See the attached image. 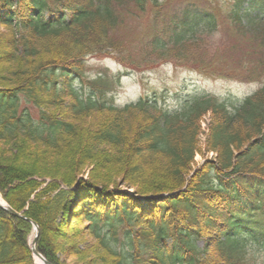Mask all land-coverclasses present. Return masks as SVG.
Segmentation results:
<instances>
[{
	"label": "trees",
	"instance_id": "obj_1",
	"mask_svg": "<svg viewBox=\"0 0 264 264\" xmlns=\"http://www.w3.org/2000/svg\"><path fill=\"white\" fill-rule=\"evenodd\" d=\"M148 1L0 0V194L26 217L0 207V264H34L31 221L50 264H260L244 241L264 239V88L233 107L201 98L169 114L147 101L118 109L115 78H85L88 56L128 64L121 10ZM76 220L71 252L57 242Z\"/></svg>",
	"mask_w": 264,
	"mask_h": 264
},
{
	"label": "rangeland",
	"instance_id": "obj_2",
	"mask_svg": "<svg viewBox=\"0 0 264 264\" xmlns=\"http://www.w3.org/2000/svg\"><path fill=\"white\" fill-rule=\"evenodd\" d=\"M162 2L165 3V9L157 20L142 14L131 19L127 11L121 10L123 25L117 35L124 42L126 53H129L133 60L141 65L140 68L125 71L111 60L90 58L85 67L88 80H93L105 69L114 74L121 71L124 76L115 93L118 103L135 102L143 95L156 96L162 105L168 106L171 110L185 98L195 94L207 93L221 98H232L234 101L241 100L259 89L257 83L264 81V77L259 72L252 73L251 69L257 63L260 51L249 50L248 48L256 47V45L254 46L250 41L242 38L238 41L233 36L231 30L234 25L227 20L225 10L227 4L231 2L230 0H167V2L162 0ZM193 7L211 8L217 13L219 19L217 32L210 41L204 45L201 44V49L197 52L199 58L204 59L205 67L208 70H202L193 62L182 64V61L187 60H161L155 67L148 64V60L144 62V46L151 44L156 34L163 33L164 28L174 18H181L185 10ZM0 33H3L2 29H0ZM183 46H186L187 49L183 48L182 52H188L189 44ZM195 53L191 52L190 55ZM153 59H156V63L158 62L157 56H153ZM24 108L26 107L24 106ZM203 121V128L207 132L210 117H206ZM205 140L206 135H203L201 141L205 142ZM209 158H215V156L209 155ZM197 160L202 161L200 156L197 157ZM87 173L85 172L81 179L87 178ZM78 186L76 185V187ZM77 221L70 223L71 228L65 227L64 231L69 237L57 242L58 245L66 244L67 240L66 248L70 251L74 248V242L81 238L79 235L83 227L77 226L75 224L78 223ZM33 237L32 233L29 238L30 243L33 241ZM68 254L71 255L69 252ZM69 263H74V259L70 258Z\"/></svg>",
	"mask_w": 264,
	"mask_h": 264
},
{
	"label": "water",
	"instance_id": "obj_3",
	"mask_svg": "<svg viewBox=\"0 0 264 264\" xmlns=\"http://www.w3.org/2000/svg\"><path fill=\"white\" fill-rule=\"evenodd\" d=\"M0 207H1L2 209H4L6 212H8L9 214H11V215H13V216H15V217L22 218V219H26V217H25L23 214H19L18 212H16L15 210H13L12 208H10V207L7 206V205H2V204H0ZM31 223H33V225H34V227H35V231H36V237H35V240H34L33 245H32V251H33V254H34V256H36V257L42 259V260L44 261V264H49V263L46 262V261L44 260V258H43L42 256H40V255L36 252V250H35V248H36V244H37V241H38V237H39V228H38V226H37L36 223H34V222H31Z\"/></svg>",
	"mask_w": 264,
	"mask_h": 264
},
{
	"label": "bare ground",
	"instance_id": "obj_4",
	"mask_svg": "<svg viewBox=\"0 0 264 264\" xmlns=\"http://www.w3.org/2000/svg\"><path fill=\"white\" fill-rule=\"evenodd\" d=\"M129 192H130L131 194L137 195L136 192H135L134 190H133V191H132V190H129ZM137 197H139V196L137 195ZM0 201L3 202L1 196H0ZM219 203H220V204H224V200H220ZM36 263H37V264H43V262H42L40 259H36Z\"/></svg>",
	"mask_w": 264,
	"mask_h": 264
}]
</instances>
